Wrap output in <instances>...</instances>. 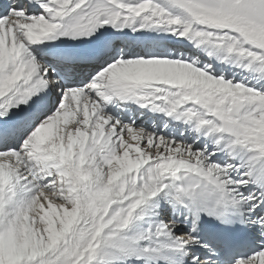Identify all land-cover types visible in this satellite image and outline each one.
Listing matches in <instances>:
<instances>
[{
    "label": "snow or ice",
    "instance_id": "6c2138e0",
    "mask_svg": "<svg viewBox=\"0 0 264 264\" xmlns=\"http://www.w3.org/2000/svg\"><path fill=\"white\" fill-rule=\"evenodd\" d=\"M0 264H264V0H0Z\"/></svg>",
    "mask_w": 264,
    "mask_h": 264
}]
</instances>
